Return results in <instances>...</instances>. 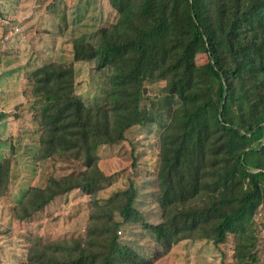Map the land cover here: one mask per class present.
<instances>
[{"label":"trees","instance_id":"trees-1","mask_svg":"<svg viewBox=\"0 0 264 264\" xmlns=\"http://www.w3.org/2000/svg\"><path fill=\"white\" fill-rule=\"evenodd\" d=\"M108 1L118 17L97 30L96 41L77 37L71 61L25 71L38 122L34 160L72 155L81 166L27 187L16 218H31L75 188L93 194L106 178L95 151L118 144L134 125L156 123L163 126L155 197L161 220H142L130 183L92 201L84 237L35 240L22 264H151L117 234L135 222L164 251L184 239L219 245L233 235L241 259L252 215L264 212V0ZM75 61L108 70L100 103L87 106L75 93ZM159 80L162 97L143 104L146 84ZM9 172L4 158L0 195Z\"/></svg>","mask_w":264,"mask_h":264},{"label":"rangeland","instance_id":"rangeland-1","mask_svg":"<svg viewBox=\"0 0 264 264\" xmlns=\"http://www.w3.org/2000/svg\"><path fill=\"white\" fill-rule=\"evenodd\" d=\"M117 17L108 0H0V111L6 113L0 119V161H10L7 191L0 195V264H22L28 246L35 240L84 237L94 209L92 201L125 190L130 183L137 191L136 206L142 220H161L155 197L163 126L156 123L134 125L126 130L124 140L95 151L97 166L106 178L93 194L75 188L57 195L49 207L31 218H16L18 198L27 187L43 186L48 177L60 178L81 166L72 155L34 160L31 149L36 147L38 122L25 71L49 61H71L75 38L84 36L94 42L97 30L114 23ZM9 22L13 24L11 35L24 36L19 52L11 56L4 31V26L10 27ZM197 60L202 62L204 57L198 56ZM73 67L75 93L87 106L100 103L108 70L96 68L91 61H75ZM164 84L163 80L146 84L143 104L159 100ZM251 221L242 240L241 259L236 254L233 235L219 245L209 239H184L164 251L141 222L121 225L117 234L151 264H264V212L260 219L254 212ZM258 221L262 224L259 229Z\"/></svg>","mask_w":264,"mask_h":264},{"label":"crops","instance_id":"crops-1","mask_svg":"<svg viewBox=\"0 0 264 264\" xmlns=\"http://www.w3.org/2000/svg\"><path fill=\"white\" fill-rule=\"evenodd\" d=\"M12 23L13 24H15V23L17 24V22H15V21L12 22ZM12 23L9 24L10 27H5L4 26V31H5V34H6V35L5 34L4 35H5V37H7V35H8V37L6 38L8 40H6V41H7V46L10 48L9 51H8L10 53V56H11V54L13 55L14 53L19 52V49H17V48L20 45H22V41H24V36L20 38V36L18 34L11 35L12 32L10 30L12 29V27H11V25H13ZM21 23H23V22H21ZM5 28H7V32H6V29ZM9 34H10V36H9ZM25 67H27V64L25 65ZM51 203L49 205H47V207H49L51 205Z\"/></svg>","mask_w":264,"mask_h":264},{"label":"built area","instance_id":"built-area-1","mask_svg":"<svg viewBox=\"0 0 264 264\" xmlns=\"http://www.w3.org/2000/svg\"><path fill=\"white\" fill-rule=\"evenodd\" d=\"M117 232H118V233H120L121 231H120V230H118Z\"/></svg>","mask_w":264,"mask_h":264}]
</instances>
